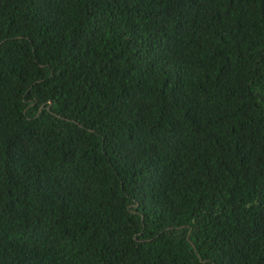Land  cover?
Returning a JSON list of instances; mask_svg holds the SVG:
<instances>
[{
    "label": "trees",
    "instance_id": "trees-1",
    "mask_svg": "<svg viewBox=\"0 0 264 264\" xmlns=\"http://www.w3.org/2000/svg\"><path fill=\"white\" fill-rule=\"evenodd\" d=\"M0 264H264V0H0Z\"/></svg>",
    "mask_w": 264,
    "mask_h": 264
}]
</instances>
